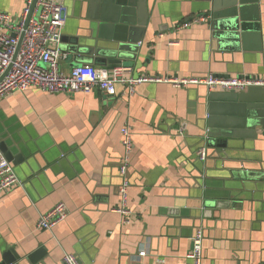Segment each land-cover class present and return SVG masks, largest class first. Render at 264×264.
Wrapping results in <instances>:
<instances>
[{
  "label": "crops",
  "instance_id": "crops-1",
  "mask_svg": "<svg viewBox=\"0 0 264 264\" xmlns=\"http://www.w3.org/2000/svg\"><path fill=\"white\" fill-rule=\"evenodd\" d=\"M60 1L67 9L60 49L68 58L58 66L64 75L81 65L109 70L115 65L107 61L131 40L136 49L121 65L133 77L264 79V0L259 38L239 52L211 39L205 21L182 26L206 15L210 0H138L115 22L98 0ZM24 7L25 0H0V12L14 19ZM209 92L142 83L132 95L117 85L113 97L38 87L1 97L0 145L21 184L0 195V254H36L33 264H63L64 253L80 264H192L186 256L200 227L199 264H264V130L256 128L255 140H219L226 147L208 146L199 162ZM123 127L133 144L127 224L115 211ZM59 203L66 219L51 231L37 229L39 216Z\"/></svg>",
  "mask_w": 264,
  "mask_h": 264
},
{
  "label": "built area",
  "instance_id": "built-area-1",
  "mask_svg": "<svg viewBox=\"0 0 264 264\" xmlns=\"http://www.w3.org/2000/svg\"><path fill=\"white\" fill-rule=\"evenodd\" d=\"M67 19V9L60 0H25V7L17 19L0 12V77L8 70L0 81V98L15 92H24L30 87H38L48 93H89L98 90L104 96L116 95V86L124 87L129 95L134 88L142 83H164L178 88L188 86L206 87L210 91L244 92L249 87L264 88L263 78H218L212 74L189 79L167 78L160 76L139 75L133 77V69L128 65H115L108 69L81 65L72 68L69 74L60 73V61L68 58V54L60 49L61 31ZM205 21L203 15L194 17L182 26ZM23 34L18 51L16 47L19 37ZM14 35L15 37H12ZM125 95V92L122 93ZM123 155L119 163L120 206L115 210L122 215L123 223L127 224L129 214L127 191L129 182L127 170L129 154L132 149L130 131L127 127L121 129ZM196 159L204 162L207 157V147L202 146L196 151ZM13 166L0 154V195L11 192L20 186ZM67 217L64 204L55 205L50 211L39 216L36 228L51 231L58 223ZM203 233L199 227L191 237V250L186 259L192 264H199L202 253ZM146 254L138 253L139 257ZM63 264H80L74 254L64 253Z\"/></svg>",
  "mask_w": 264,
  "mask_h": 264
},
{
  "label": "water",
  "instance_id": "water-1",
  "mask_svg": "<svg viewBox=\"0 0 264 264\" xmlns=\"http://www.w3.org/2000/svg\"><path fill=\"white\" fill-rule=\"evenodd\" d=\"M101 14H108L109 20L114 22L119 16L131 15L130 7L138 0H98ZM259 5L260 0H210V7L203 15L205 22L211 31L208 34L211 39L226 44L230 52L244 50L250 40L259 38ZM105 17V16H104ZM12 37H15L12 35ZM23 34L19 37L16 52L19 49ZM120 46L114 59L107 64L121 65L125 54L136 49L138 41L128 40ZM134 48V49H133ZM98 55V54H97ZM107 67H103L106 69ZM8 70L0 77V81ZM218 78H228L224 75H216ZM249 78V77H239ZM203 118L200 130L202 135L199 141L202 146L225 148L219 140L229 138L255 140L256 128L264 130V89L261 87H249L244 92H209L203 99ZM201 146V147H202ZM0 153L11 165H14L13 157L0 145ZM40 253V251L38 252ZM37 253V254H38ZM36 254L21 257L13 249H6L0 254V264H33Z\"/></svg>",
  "mask_w": 264,
  "mask_h": 264
}]
</instances>
